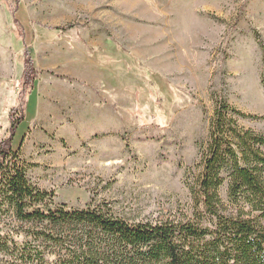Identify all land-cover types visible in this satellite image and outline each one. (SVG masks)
I'll return each mask as SVG.
<instances>
[{"label":"rangeland","instance_id":"obj_1","mask_svg":"<svg viewBox=\"0 0 264 264\" xmlns=\"http://www.w3.org/2000/svg\"><path fill=\"white\" fill-rule=\"evenodd\" d=\"M218 98L264 137V0H0V141L23 105L12 147L57 204L191 217Z\"/></svg>","mask_w":264,"mask_h":264},{"label":"trees","instance_id":"obj_2","mask_svg":"<svg viewBox=\"0 0 264 264\" xmlns=\"http://www.w3.org/2000/svg\"><path fill=\"white\" fill-rule=\"evenodd\" d=\"M213 107L186 181L191 217L131 222L104 203L57 204L33 184L12 147L25 108H13L0 141V264H264V137L239 124L256 117L222 98Z\"/></svg>","mask_w":264,"mask_h":264},{"label":"clouds","instance_id":"obj_3","mask_svg":"<svg viewBox=\"0 0 264 264\" xmlns=\"http://www.w3.org/2000/svg\"><path fill=\"white\" fill-rule=\"evenodd\" d=\"M52 259H55V257H52Z\"/></svg>","mask_w":264,"mask_h":264}]
</instances>
